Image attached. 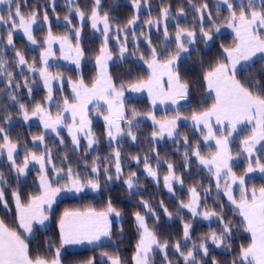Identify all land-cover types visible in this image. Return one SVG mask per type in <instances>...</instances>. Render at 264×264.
Returning a JSON list of instances; mask_svg holds the SVG:
<instances>
[{"label": "trees", "instance_id": "trees-1", "mask_svg": "<svg viewBox=\"0 0 264 264\" xmlns=\"http://www.w3.org/2000/svg\"><path fill=\"white\" fill-rule=\"evenodd\" d=\"M218 1L139 0L142 9L138 11L133 0H101L100 15L103 16L107 13L110 18H113L110 20V26L113 27L112 34L114 36L117 32L116 28L121 29L118 35L122 36L125 29L129 27L128 21L132 20L133 17H138L136 24L126 33L129 39L125 46L130 55L120 59V47L117 44V39L115 37L108 39L107 46L116 58L115 62L108 67L115 86L124 89L140 80H147L150 77V71L139 63L138 59L143 57L144 61L150 60L153 48L158 56L163 59L168 58V53H174L176 50L175 38L172 37L169 40L168 38L176 34L178 24L182 28L195 31L198 35L195 43H186L187 47L193 45L194 47L178 64V71L182 80L189 85L187 103L179 108V112L182 111L186 116H191L193 113L210 109L214 103V98L207 96L204 74L215 66L217 61L224 59V47L232 48L238 43L233 33L223 32L217 35L213 28V24L216 27L226 25L230 15L227 5H218ZM19 2L21 11L26 15L32 11L39 13L38 21L35 24L36 28L33 29V35L38 43L32 46L24 33L19 34L17 31H13L14 47L8 45L9 26L0 23V55L6 57V66L11 70L15 81L20 84L18 89L14 87L10 89L7 85L8 77L0 75V126L5 128L14 143L27 146L30 150L35 151L40 147L34 146L32 141L33 137L42 135L41 126L38 123L25 121L19 110V104H24L29 109L30 114L35 104H46L47 90L39 85L40 78L31 74L27 66L16 64L15 52H21L29 64L34 63L36 68H41L40 53L44 51L46 46L43 42L48 35L49 25L54 36L68 35L75 44H77V40L74 38L73 30L79 29V45L84 52L80 69L57 64L50 65L48 70L71 81L82 78L86 85H92L98 75L96 57L100 55V48L104 46V36L101 31L96 32L92 28L89 18L81 22L75 11L78 6L80 10L85 12L86 17H90L94 0H19ZM230 2L235 7L238 0H230ZM204 3H207L208 8L202 24L206 30H212L213 39L210 43H205L201 36L199 31L201 27L200 13L194 10V6L201 7ZM8 8V5L0 7V15H3L5 19H7ZM165 8L170 13L166 21L162 17V10ZM180 9H183L182 15ZM45 11L48 15V22L43 20ZM208 12L211 13V17L207 15ZM65 16H68L71 24H68ZM149 20H156L159 23L149 24L147 23ZM165 25L168 30L167 39L164 36ZM142 35H149L151 43H148L149 41L144 42L142 39H139L137 44L132 42L137 36ZM163 48L166 49L162 51ZM133 55L134 57H132ZM250 65L251 67L245 66L247 70L239 74L238 78L246 83L247 78L254 76L260 81V84L264 85V57L254 60ZM25 78L28 79L32 87L31 94L28 93V88L23 86ZM121 85L124 87L121 88ZM69 89L68 82H64L62 87L58 84L53 88L55 106L60 105L61 100L65 97L68 100L74 99L69 94ZM10 91L18 97V103H13L11 100V96L8 95ZM125 104L127 117L131 116L133 109L139 113L135 119L151 112L150 103L146 98H128ZM161 113L163 112L158 110L154 112V115ZM166 113L175 112L167 109ZM136 125L138 127L133 128L134 133L137 134L136 143L129 142L127 138L120 140L116 145L109 143L105 138L104 124L100 121L95 122L93 126V129H97L99 140L94 149L88 148L85 143L82 144L81 148L74 149L65 134H63V143L52 135L45 138L47 146L53 151L52 164L61 170L60 174L62 175L61 178H54L52 167L49 169L48 174L53 185L61 184L62 179L68 181L66 178L68 168L77 173L82 182H86L88 179H96L97 174L92 172V168L101 165L98 177L101 187L97 191V195L93 191H87L79 197H62L53 210L55 213L50 225L37 230L35 237L27 242L29 255L34 259L41 257L51 261L55 258L56 250L60 249L61 264H88L90 260L94 264H111V261L103 255L108 253L110 256H119L122 264H134L133 257L136 254V245L141 237V230L138 229L135 219V213L138 212L145 217L149 230L155 232L161 242H168L167 260L164 258L165 253L159 248H155L154 252L151 253L150 264H169V262L170 264H185L184 257L174 247L177 242L180 243L181 251L185 254L188 251H193L196 261L200 264H213L214 261L215 264H233L234 260H239L240 248L251 244V235L248 234L245 222L239 212L229 205L224 195L216 193V184L212 180L210 172L200 169L199 163L186 147L183 137H187L188 145L198 146L202 153H206L213 147L205 146L202 136L194 132V127L190 125H181L179 127L180 135L176 136L175 140H167L162 144L151 142L150 135L156 130L155 127L140 120ZM243 132L246 133V131ZM2 143L3 140L0 137V144ZM115 149L121 153L122 173L119 179L115 175V162L112 155ZM186 150H189L191 157L187 165L184 159ZM157 153H159V158H157ZM133 157H139L140 162L137 163ZM144 157H148L147 162L160 174L155 182L144 173ZM169 163L174 166L175 175L183 180V184L179 183V185L174 186L172 194L166 190L163 180L164 176L168 175L167 164ZM105 168L108 169V174L113 177L110 181L106 179ZM38 169L39 167L32 168L27 176H21L17 180L15 171L9 168L7 156L5 154L0 155V172L7 179V184L4 186V198L8 205L6 210L0 203V220H3L8 227L19 231L21 235L12 191L18 189L21 199L25 203L31 196L39 195L41 188L38 181ZM133 173L135 174L133 178L134 187L129 189L125 181ZM251 182L257 186L264 185V178H255ZM192 187H196L199 192L200 210L205 207L214 210L223 216L225 222L229 223L232 228L231 239L228 241L230 247L223 245L217 247L208 240V255H204L199 250L198 246L202 240L213 231L219 233L223 225L218 219L202 222L180 207V202L185 204L190 202L189 189ZM201 189L207 190V192ZM109 200L112 202V206L122 214L120 221L114 220L111 224L110 242L84 249L61 247L58 221L66 210L84 211L92 208L97 212L105 211ZM145 202L151 207V211L145 206ZM221 205L223 212L220 211ZM165 208L172 214L171 218L165 213ZM184 224L191 226L190 239L187 240L183 235Z\"/></svg>", "mask_w": 264, "mask_h": 264}, {"label": "snow or ice", "instance_id": "snow-or-ice-1", "mask_svg": "<svg viewBox=\"0 0 264 264\" xmlns=\"http://www.w3.org/2000/svg\"><path fill=\"white\" fill-rule=\"evenodd\" d=\"M101 0H94V7L91 10L89 17L92 28L97 31H101L104 40V46L100 48V55L96 57V63L99 66V74L93 83L92 87H88L84 80L81 78L78 82L72 83V91L74 93L75 103H70L65 97L63 99V106L58 111L55 117L52 116L50 110L43 104H35L31 109V116H38L43 122L45 130L51 129L56 135H59L57 126L62 125L68 129L71 135L73 144L79 148L78 133H83L87 139V147L92 148L94 144L99 142L98 138L91 130V121L88 119V104L92 100H105L110 112L109 116H105L104 120L107 122V137L109 141L116 140L117 137L127 135L131 137L132 141L137 140L133 128L138 125H133V120L139 115V113L133 109L131 112V118L126 119L123 103V91H118L115 84L112 81L111 75L108 72V61L112 59L111 52L107 47L108 33L113 29L110 27V18L107 13L103 16L100 15ZM135 7L139 9V0H133ZM222 3L227 5L229 10V19L227 27L233 28L238 40V43L232 48H223L224 59L217 61L215 66L211 67L209 71L204 74V80L207 82V88L209 91L215 93V103L210 109L193 113L191 120L196 128L200 125H204L207 128V135L204 136L205 141L215 140L218 151L206 158L201 155L198 146H190L187 143V137H183L186 147L191 151L192 156H195L200 165H204L208 168V171L212 173L215 178L216 188L219 190L223 181L224 192L227 195L229 201L235 205L239 210V214L246 222V230L251 233V244L247 247L241 246L239 260H234L233 264H264V187H261L259 191L255 188L249 193L244 187L245 176L249 173L260 172L264 174V162H261L258 156L254 158V153L264 149V85L260 84V81L254 76L249 77L245 82H242L238 78L239 74H242L247 69L241 62H249L257 53L264 54V0H238L235 7L230 0H222ZM0 4L8 5L7 19L3 15H0V23L7 24L9 31L7 34V44L14 47L13 31L22 30L27 40L32 45H37V40L33 35V25H35L39 18L37 11H32L27 15L21 11V4L19 0H0ZM208 8L207 3H204L201 7H195L194 10L200 13L199 20L201 27L199 29L205 43L213 39L211 35V29L206 30L203 27L202 21L204 19L205 12ZM238 9V11H237ZM54 10V9H53ZM81 22L85 20V12L80 10L77 6L75 8ZM180 14H183V9H180ZM170 13L167 8L162 10V17L166 21ZM207 15L211 17V13ZM138 17H133L128 21V25L132 26ZM43 20L48 22V15L45 11L43 14ZM65 20L68 24L71 21L68 16H65ZM149 24H158L159 21L149 20ZM103 25L99 28L98 25ZM213 28L216 32H219V27L213 24ZM117 32L121 29L116 28ZM164 36L168 38L167 26L164 27ZM80 30L77 29L74 33V38L77 40V45L72 46L71 41L67 35L63 37L54 36L51 32V26L49 25L48 35L45 38L43 44L46 48L40 53L41 63L43 67L39 70L33 64H29L25 56L16 51V64L19 66H27L28 71H39V77L43 80L44 86L47 88V96L45 103L52 105L53 100V88L52 82L61 79L57 75H53L49 69V58L54 55L52 45L55 42H59L60 51L63 54L65 60H72L77 66L80 64L81 58L84 56L83 49L79 45ZM183 38V39H182ZM196 40V33L193 30L182 28L177 24V31L175 35L176 50L174 53H168V59L164 63L158 62L156 59L157 53L153 48L152 60L148 66L151 69V76L147 80H140L130 85V90L133 92H140L144 89L148 90L149 95L152 97V103L155 104L157 100L164 102L170 100L172 104H178L181 100L188 99L189 85L186 81H183L178 71V60L182 53H186L189 49L185 46L187 44H193ZM126 42V41H125ZM151 43V41H149ZM127 49L123 46L120 47V55L123 58ZM143 58V57H141ZM226 61V62H225ZM6 57L0 55V75L8 77L7 85L9 88H19L18 84L13 78L11 70L6 66ZM238 65H240L238 69ZM251 67V65H249ZM167 76V83L169 85L168 91H165L161 84V78ZM71 83V81H70ZM24 87L28 88V93L31 94L32 87L30 86L28 79L24 80ZM258 86V87H257ZM124 85H121L123 88ZM13 103H18V97L9 92ZM59 108L60 106L57 105ZM96 107H99L97 104ZM19 110L23 115L25 121L30 119L29 109L22 103L19 104ZM61 113H70L72 124L68 125L64 123L66 117ZM10 119V117H8ZM154 124L158 125V130L153 131L151 136L153 140L162 139L165 133L172 137L174 134L179 136L176 131L177 121L181 118L179 109L177 114L172 119H166L159 121L154 115H150ZM213 118L214 123L217 125H223L228 122L230 128L227 130V135L223 138H216L213 130ZM126 120L127 128H122L120 121ZM252 124L251 135L241 141L242 151L245 153V158L248 160V165L244 175L237 176L233 172V156L232 150L229 147L231 140L229 139L233 133L237 131V126L242 123ZM219 130V129H217ZM0 137H2L3 143L0 144V155L6 154L9 163V168L16 173V179L19 180L21 176H27L29 172V165L36 164L39 166L38 181L41 188L39 195L31 196L27 203L23 202L19 194L18 189L12 191V197L15 202V208L18 214V227L23 229L25 233L33 234V225L37 224L45 226V221L49 220L48 213L52 210V205L55 202V197L61 192V187H53L52 181L48 177V168L46 165L51 164L52 153L45 146L46 155H37L35 152L24 149L25 156L22 161V166L17 164L18 157L15 153L18 150V146L14 143L3 126H0ZM33 142L43 144L44 136L33 137ZM63 143V140L60 141ZM260 145V149L257 148ZM189 150L184 152L185 164L187 165L191 159ZM113 160L115 162V175L119 179L122 173L120 157L121 153L117 150L113 154ZM159 158V153L156 154ZM140 162L139 157H133ZM145 171L153 178L157 177V173L148 164V157L143 158ZM255 165V166H253ZM52 171L55 175L59 176L60 171L56 168L55 164H51ZM101 165H96L92 168V172L97 174L96 179H88L86 182H82L79 179L77 173H74L71 168H68L66 178L70 180L69 185H64V190L81 192L85 187H90L94 191L100 190L99 183V171ZM168 175L164 176V184L168 188L169 192L173 191V181L183 184V180L175 175L174 166L169 163ZM106 179L112 180V175L108 174V169H104ZM135 174H131L125 183L129 189L134 187ZM231 181V183H229ZM7 184V179L4 174L0 172V203L7 210V201L4 198V186ZM238 184L240 186V200L237 202L233 196L232 186ZM205 192L207 190L201 189ZM191 194V200L185 204L180 202L181 208H187L192 213L193 217L202 216L205 220H211L216 217L222 223V228L219 233L213 231L202 240L198 248L204 255H208L207 241L210 240L212 244L217 247L226 246L230 247L228 241L231 239L232 228L228 222L224 221L223 216L220 213L209 210L206 207L203 210L200 209V195L196 187L189 189ZM145 206L151 211V207L145 202ZM220 211L223 212V206H220ZM165 213L171 218V213L165 208ZM120 217L121 213L112 206V202L109 200L105 211L97 212L92 208H88L84 211H65L59 220L60 229V241L61 247L66 245L82 244L87 242L89 244L97 243L102 237H111V221L109 217L111 215ZM135 219L138 224V229L141 230V237L136 245V254L133 257L135 264H150V254L154 252L155 248H159L165 253V260H167L166 249L168 242H161L155 232L149 230L145 217L140 213H135ZM190 225L184 224L183 235L184 238L190 239ZM155 246V248H154ZM175 249L184 257L185 264H200L196 261L193 251H188L186 254L181 251V245L179 242L175 244ZM194 247H196L194 245ZM111 264H122L119 256H110L108 253H104ZM0 264H61L60 261V249L56 250L55 258L51 261L36 257L35 259L29 255V246L26 239L21 235L19 231H16L8 227L3 220H0ZM88 264H94L93 261H89ZM170 264V262H169ZM215 264V261L213 262Z\"/></svg>", "mask_w": 264, "mask_h": 264}, {"label": "rangeland", "instance_id": "rangeland-1", "mask_svg": "<svg viewBox=\"0 0 264 264\" xmlns=\"http://www.w3.org/2000/svg\"><path fill=\"white\" fill-rule=\"evenodd\" d=\"M218 5H221V6H224L225 4H223L222 3V0H219L218 1ZM2 6H5V4H0V7H2ZM136 8V7H135ZM142 9V7L141 6H139V9H137L138 11L139 10H141ZM89 17H86L85 16V19H88ZM89 21H90V19H89ZM91 23V22H90ZM135 24H136V21H135ZM134 24V25H135ZM134 25H132V26H129V27H127L126 29H125V31L122 33V36H119L118 35V32H116L115 33V36L112 34V31H110L109 33H108V39H110V38H116L117 39V44H118V46L119 47H121V46H123V47H125L126 48V42L128 41V36L126 35V33H127V30H130ZM98 27L99 28H102L103 27V25L101 24V25H98ZM112 29H113V27L112 26H110ZM34 28H36V25H33V29ZM219 32H216V34L218 35V34H220V33H223V32H231V33H233L234 35H235V37H236V34H235V31H234V29L233 28H229V27H227V24L226 25H224V26H221V27H219ZM96 32H99V31H97L96 29H94ZM75 29L73 30V34L75 33ZM17 32L19 33V34H23V32H22V30H17ZM176 35V34H175ZM175 35H172V36H169V38H168V40L169 39H172V37L173 38H175ZM212 35V34H211ZM57 36V35H56ZM68 36V35H67ZM197 34H196V38H197ZM202 36V35H201ZM57 37H63V36H57ZM213 37V36H212ZM69 39H70V37H69ZM139 39H142L144 42H148L149 41V35H142V36H137L135 39H133L132 40V42L134 43V44H137V42L139 41ZM183 39V38H182ZM236 39H237V37H236ZM70 41H71V44H72V46L73 47H75L77 44H75V42L72 40V39H70ZM126 41V42H125ZM212 41V40H211ZM211 41H208L209 43L211 42ZM238 41V40H237ZM109 43V42H108ZM149 43V42H148ZM32 45V44H31ZM33 46V45H32ZM186 46V45H185ZM108 47V46H107ZM187 47V46H186ZM194 47V45L193 46H191V47H187L188 49H189V51H190V49L191 48H193ZM45 48H46V46H45ZM45 48H44V50H45ZM108 49H109V47H108ZM127 49V48H126ZM166 48H163L162 49V51H164ZM52 50H53V53H54V55L52 56V57H50L49 58V61H48V64H49V66L50 65H57V64H60V65H65V66H73V67H75V68H77V69H80V66H81V64H82V62H83V57L81 58V60H80V64H79V66H77L75 63H73L72 62V60H65L64 58H63V54L61 53V51H60V44H59V42L57 41V42H55V43H53V45H52ZM110 51V50H109ZM189 51L188 52H186V53H182L181 54V56H180V58H179V60H178V64H179V62L184 58V56H186L188 53H189ZM111 52V51H110ZM157 53V52H156ZM111 55H112V59L111 60H109L107 63H108V67L113 63V62H115V60H116V58H114V54L111 52ZM126 55L128 56V55H130L128 52H127V50L125 51V53H124V56H123V58H121V56L119 57L120 59H124L125 57H126ZM132 57H134V55L132 56ZM262 57H264V54H260V53H257V55L255 56V57H253L252 58V60L251 61H249V62H241V64H244L245 66H248V65H250L252 62H254V60H256V59H258V58H262ZM156 59L158 60V62H160V63H164V62H166L167 61V59L168 58H166V59H163L162 57H160V56H158V53H157V56H156ZM41 60V59H40ZM151 60H152V58H150V60H148V61H144L143 60V58H139L138 59V61H139V63H141V64H143L149 71H150V76H151V69L149 68V66H148V64H149V62H151ZM42 67H43V64H42ZM41 67V68H42ZM238 67V69H239V67H240V65H238L237 66ZM37 70H39L40 68H36ZM97 71H98V74H99V71H100V69H99V66L97 65ZM51 72V71H50ZM108 72H109V70H108ZM53 75H57L58 73H54V72H51ZM31 74H35V75H37L38 77H39V71H36V72H31ZM60 77H61V79H59V80H56V81H53L52 82V88H54V87H56L58 84L59 85H61V87L63 86V83L64 82H68V84L70 85V89H69V94L71 95V96H73V98H74V93H73V91H72V83H76V82H78L79 80H77V81H71V80H68L66 77H64V76H62V75H60V74H58ZM98 76V75H97ZM40 78V77H39ZM150 78V77H149ZM148 78V79H149ZM96 80V79H95ZM95 80L92 82V85H93V83L95 82ZM167 80H168V77L165 75V76H163L162 78H161V84H162V87H163V89L165 90V91H168V89H169V85H168V83H167ZM70 81H71V83H70ZM39 85H41L42 87H44L45 88V90H47V88L44 86V83H43V80L40 78V83H39ZM92 85H87L88 87H92ZM117 88V87H116ZM206 89H207V96H213V98H214V103H215V93H214V91H209L208 90V88H207V82H206ZM117 90L118 91H123V93H124V95H123V97H122V99H123V103H124V111H125V117H126V119H128V118H131V116H129V117H127L126 116V104H125V102L128 100V98H138V99H140V98H146L147 100H148V103H150V107H151V112H149V113H146V114H144L143 116H141L140 118H137V119H135V120H133V125H136L137 123H138V121L140 120V121H143V122H147V123H149L151 126H153V127H155L156 128V130H158V125H156V124H154L153 123V121L151 120V118H150V115H154V112L155 111H158V110H160V111H162L163 113H161V114H157V115H154L155 117H156V119L157 120H159V121H163V120H166V119H172L173 117H175L176 116V114H177V109H179L180 107H182V106H184V105H186V101L187 100H181V101H179V103L178 104H172V102L170 101V100H165L164 102H161L160 100H157L156 101V103L155 104H153L152 103V97L149 95V93H148V90L147 89H144V90H142V91H140V92H133V91H131L130 90V85H128V87H126V88H124V89H119V88H117ZM189 94V93H188ZM64 99V98H63ZM63 99L61 100V104L59 105L60 107L58 108L57 106H55L54 105V103L52 104V105H48V104H45L44 106L46 107V108H48L49 110H50V112H51V114H52V116L53 117H55L56 115H57V113H58V111H60V108H62V106H63ZM53 100H54V102H55V99H54V96H53ZM69 102L70 103H75L76 101H75V98L73 99V100H69ZM213 103V104H214ZM99 105V107H96V105ZM211 108V107H210ZM167 109H170V110H172V111H174L175 113H170V114H168V113H166V110ZM206 111V110H205ZM180 113V119L177 121V129H176V131L179 133V127L181 126V125H190V126H193L194 128H193V131L194 132H196V133H198V134H200L201 136H202V138H203V141H204V144H205V146H207V147H213L212 149H209V150H207V152L206 153H202L201 152V155H203V156H205L206 158H208V157H210L211 155H213V154H215L217 151H218V148H217V145H216V143H215V140L213 139V140H209V141H205L204 140V136H206L207 135V128L206 127H204V125H200V127L199 128H196L194 125H193V122H192V120H191V116L190 115H185V114H183L182 113V111L181 112H179ZM61 115L62 116H64V117H66V119L64 120V123L65 124H68V125H71L72 124V120H71V116H70V113H61ZM110 115V112H109V109H108V105H107V102L105 101V100H92V102L91 103H89L88 104V119L91 121V125H90V127H91V130H92V132L95 134V136L97 137V129H93V126H94V123L95 122H97V121H100V122H102L103 124H104V129H105V138H106V140H108V142L109 143H113V144H118V142L120 141V140H123V139H128L129 140V142H131V143H136V141H132V139H131V137H129V136H127L126 134L125 135H123V136H120V137H117V139L116 140H112V141H109V139H108V137H107V135H106V133H107V122L104 120V117L105 116H109ZM159 115V116H158ZM29 116H30V119L29 120H27V121H30V123H38L40 126H41V131H42V135L44 136V142H43V144H40V143H38V142H36V143H34L33 141V143H34V146H39L40 147V149H37V150H30V148H28L27 146H25L28 150H30V151H32V152H35L37 155H46L47 153L45 152V146H47V143H46V140H45V138L48 136V135H52V136H54L56 139H58L59 141L60 140H63V142H64V139H63V134H65L66 136H67V138L69 139V141L72 143V146H73V148L74 149H79V148H81V146H82V144L83 143H85L86 145H87V139L84 137V135H83V133H78V138H79V144H80V147L79 148H77L74 144H73V142H72V138H71V135L69 134V132H68V129L66 128V127H64L63 126V124L62 125H59V126H57V131L59 132V135H56V133L55 132H53L51 129H48V130H45V128H44V126H43V122L41 121V119L38 117V116H31V113L29 114ZM214 119L215 118H213V130H214V132H215V135H216V138H223V136H225V135H227V130L230 128V125L228 124V122H225L223 125H217V124H215L214 123ZM120 124H121V127L122 128H127V124H126V120H122V121H120ZM217 129H219V130H217ZM251 129H252V124H250V123H247V122H245V123H242V124H239L238 126H237V131L235 132V133H233L232 134V136L229 138L230 140H231V143L229 144V147H230V149L232 150V156H233V161H232V163H233V172H235L236 173V175L237 176H241V175H244V173H245V170H246V168H247V165H248V160L245 158V153L241 150L242 149V145H241V141L242 140H244V139H246V138H248L250 135H251ZM155 130V131H156ZM243 131H246V133H244ZM136 136H137V134H135ZM39 136H41V135H39ZM150 138H151V142L153 143H155V144H162V143H164L165 141H173V140H175V138H176V135L174 134L172 137H169L166 133H165V135H164V137L162 138V139H160V138H157V139H155V140H153V138H152V136L150 135ZM262 143H264V142H262ZM17 146H18V150H17V152L15 153V155L18 157V159H17V164H19V165H21L22 166V161H23V158H24V156H25V152H24V149H25V147L24 146H22V145H19V144H17ZM95 146H96V144H94L93 145V147L91 148V149H94L95 148ZM47 148L51 151V153H53V151L50 149V147H48L47 146ZM257 148L258 149H260V145H257ZM114 151H117V149H115ZM53 155V154H52ZM5 156H6V154H5ZM256 156H258L259 157V159L261 160V162H264V149H261L260 151H258V152H256V153H254V158L256 157ZM194 158H195V160H197V158L194 156ZM8 161V160H7ZM197 162H198V160H197ZM10 162L8 161V164H9ZM199 163V162H198ZM51 164H52V161H51ZM51 164H48V165H46V167L48 168V170L51 168ZM149 164V163H148ZM150 165V164H149ZM151 166V165H150ZM253 166H255V165H253ZM35 167H39L38 165H36V164H30L29 165V170H31L32 168H35ZM199 167H200V169H203V170H206V171H208V168L207 167H205L204 165H200L199 164ZM143 169H144V173H146V175L147 176H149L148 174H147V172L145 171V165L143 166ZM153 170H155L156 171V173H157V177L156 178H153V177H151V176H149L150 178H151V180L153 181V182H155L159 177H160V174L158 173V171L155 169V168H153ZM210 174H211V177H212V180L215 182V178L213 177V175H212V173L210 172ZM48 177H49V174H48ZM53 177L54 178H61L62 177V175L60 174L59 176H57V175H53ZM255 178H264V174H262V173H260V172H254V173H249V174H247L246 176H245V185H244V187L248 190V192L250 193L251 191H252V189L253 188H255L256 190H257V192L259 191V189L261 188V187H264V185H260V186H257L256 184H253L251 181L253 180V179H255ZM49 179L51 180V177H49ZM229 183H231V181H229ZM264 183V182H263ZM70 184V180H64V179H62V182H61V184H57V185H53V187H61L62 188V190H61V192L55 197V202L53 203V205H52V210H51V212H49L48 213V215H49V220L48 221H45V226H40V225H37V224H34L33 225V234H31V235H29V234H27V233H25L24 232V230L23 229H21V232H22V236L26 239V242H28L29 241V239H32L33 237H35V234L37 233V230H40V229H44V228H46L48 225H50V222L52 221V219H53V217H54V208L56 207V204L60 201V199H62V197H74V196H77V197H79V196H81V195H83V194H85V192H87V191H93L96 195H97V191H94V190H92L90 187H85L84 189H83V191H81V192H76V191H67V190H64V188H63V186L64 185H69ZM215 184H216V182H215ZM175 185H179V183L178 182H175V181H173V188H174V186ZM165 188H166V190H168V188L165 186ZM169 191V190H168ZM232 192H233V196L236 198V200H237V202H239V200H240V196H241V192H240V186L238 185V184H236V185H233L232 186ZM171 194L173 193V191L172 192H170ZM216 193H218V194H222V195H224L225 197H226V199H227V201H228V203H229V205H231L232 207H234L235 209H236V207H235V205H233L232 203H231V201H229V199H228V197H227V195L225 194V192H224V188H223V181H222V184H221V188L218 190L217 188H216ZM184 210H186V211H188L190 214H192L190 211H189V209H187V208H183ZM200 210V209H199ZM238 212H239V210L238 209H236ZM75 211H80V210H75ZM71 212V211H70ZM98 212H101V211H98ZM241 216V215H240ZM121 218H122V214L120 215V217H116L114 214L113 215H111L110 217H109V220L113 223V221L115 220V221H120L121 220ZM195 218H197V219H199L200 221H214L215 219H217L216 217H213L211 220H205V219H203V217L202 216H195ZM242 219H243V217H242ZM60 220V219H59ZM244 220V219H243ZM245 222V221H244ZM111 223V224H112ZM58 224H59V221H58ZM245 226H246V222H245ZM111 231H112V225H111ZM248 232V231H247ZM248 234L249 235H251V233H249L248 232ZM112 235V234H111ZM110 240H111V237L109 238V237H102L101 238V240L99 241V242H97V243H92V244H89V243H87V242H84V243H82V244H74V245H66V246H63V247H66V248H70V249H76V248H80V249H84V248H88V247H94V246H97V245H99L100 243H106V242H110ZM154 248H155V246H154ZM150 256H151V254H150ZM134 264H135V262H134Z\"/></svg>", "mask_w": 264, "mask_h": 264}]
</instances>
